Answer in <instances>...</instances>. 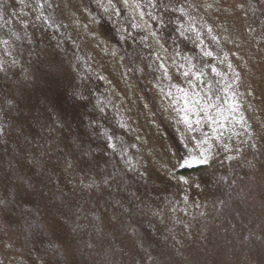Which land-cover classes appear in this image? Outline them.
Listing matches in <instances>:
<instances>
[{
    "label": "rangeland",
    "instance_id": "374dc122",
    "mask_svg": "<svg viewBox=\"0 0 264 264\" xmlns=\"http://www.w3.org/2000/svg\"><path fill=\"white\" fill-rule=\"evenodd\" d=\"M47 1L56 13V20L78 39L87 59L85 66L105 89L111 112L119 116L127 137L137 142V157L134 150L130 151L133 164L144 168L147 182L153 188L171 186L175 191L162 197L159 204L147 199L141 202L143 213H140V219L135 220L141 224L140 228L137 223L121 220L122 209L99 186V179L92 182L93 185L90 183L92 189L83 184L81 178L71 188L65 185L59 193L60 201L55 200V203L47 191H40L35 196L23 184L14 183V193L23 197L22 200L30 201L33 196L37 197L36 219L45 234L63 247L66 264H82L78 253L75 254L70 247L75 240L70 234V226L64 223V216L70 213L73 214L70 221L79 223L75 226L82 237L87 225L88 229L93 225L98 233L90 238L91 251L89 248L80 250L81 254L88 256L87 263L264 264V38L255 34L250 23L252 11L250 7H245V0H181L184 13L191 15L196 28L201 29L204 45L200 50H207L208 57L216 56L217 60L223 61L225 78L234 83L238 116L233 130L221 126L214 129L207 119L203 125L197 126L196 119L192 121L175 114L174 102H168L162 94L161 89L166 88L159 83L155 85L152 77L140 73L138 80L144 88L138 86L119 51L112 49L111 35L114 32L110 29L105 32L91 22L98 16L92 15L84 0ZM102 1L112 11L122 12V9H116L123 8L121 3L123 9L130 11H127L128 14L141 26L142 37L150 41L156 63L167 74H172L177 86L183 85L184 81L179 80L176 71L181 62H176L165 42L148 29L147 22L141 20L142 12L132 10L126 0ZM254 1L264 23V0ZM1 2L22 6L25 16L36 12L32 0ZM97 21L105 25L103 21ZM119 21L116 20L118 23L115 25L120 24ZM47 38L46 35H36L32 42L28 37L27 42L20 44L36 46V51L30 53L36 63L35 72L42 70L52 78H58L63 70L55 59V50L45 44ZM6 56L4 62L0 61V133L6 137L7 146L9 140L19 147L24 146L22 133L31 128L28 122L32 110L46 96L47 90L45 81L37 77L33 70L17 63L10 64ZM9 103L13 104L14 111L4 107ZM151 103L158 109V114ZM39 129L35 127L32 135L37 136ZM45 129L47 131L48 127L45 126ZM197 133L200 138L195 140ZM170 134L184 149L191 151L189 162L206 165L203 171L176 174L178 169H182V162ZM207 142L208 148H203ZM42 151L44 155L40 162L44 163L47 172L53 171L59 185H64L59 165L46 157L52 152L51 148ZM9 161L11 159L7 158L6 165ZM188 167L191 168V165ZM10 171L0 167L2 192L9 190L12 183ZM76 174L73 176L79 178L80 175ZM211 176L212 180H209ZM215 185L216 191L210 190ZM135 186L138 189L137 184ZM222 190L225 193L222 202H219ZM110 200L116 214L104 203ZM75 216L78 217L76 220ZM20 221V217L14 216L11 210H0V264H45L47 261L44 259L36 260L33 249L25 242L28 238L21 236L26 222L25 219ZM156 227L161 231L160 241L164 245L159 251L150 248L157 253L154 257L144 250L142 252L140 247L145 248V241L135 229L144 232ZM90 253L95 256L89 260Z\"/></svg>",
    "mask_w": 264,
    "mask_h": 264
},
{
    "label": "trees",
    "instance_id": "16d2710c",
    "mask_svg": "<svg viewBox=\"0 0 264 264\" xmlns=\"http://www.w3.org/2000/svg\"><path fill=\"white\" fill-rule=\"evenodd\" d=\"M32 1L36 12L26 16L22 6L0 3V61L4 62V57L7 55L6 58L10 64L17 63L19 66L23 65L24 68L33 70L37 77L45 81L44 87L47 90L46 96L39 100V104L32 110V116L30 115L32 120L29 118L28 122L31 128L21 135L24 136V146L16 147L9 140L7 146L6 137L0 133V152L2 153L0 167H3L6 172L11 170L12 176L9 190L4 192L0 190L2 192L0 193V210H11L14 216L20 217V222L25 219L26 229H22L21 236L23 239L28 238L25 242L33 249L36 260L44 259L47 261L45 264H66L63 247L45 234L38 218L36 219L34 211L39 202L35 196L40 191L50 193L51 200L55 203V200L61 197L59 193L65 185L71 188L77 179L81 178L83 179L81 182L91 188L90 183L98 182L99 179V186H102L108 197L117 202L122 209L121 220L125 223H137L140 228L141 224L135 220L140 219V213H143L142 203L147 199L152 202L155 200L159 204L162 197L175 191L171 186L165 188L166 190L160 187L153 188L147 182L144 168H140V165L136 163V165L133 164L130 151L134 150L135 153L137 142H134L132 137H127L119 116L111 112L105 89L100 86V81L96 77L90 75L88 66H85L87 59L83 55L78 39L56 20V13L52 11L47 0ZM127 1L132 10L142 12L141 20L147 22L148 29L155 37L165 42L173 59L181 62L177 65L176 71L179 80L184 81L183 85L177 86L172 74H167L163 67L156 63L150 41L143 38L141 26L138 20L128 14L129 10H123L122 14H119L117 11L110 10L102 0H84L92 15L98 16L96 19L92 18L91 22L97 27L100 26V29L105 32L107 29L114 32V35H111L112 49L119 51L136 84L144 88L138 80L140 73L152 77L155 85L159 83L166 88L161 89L164 92L162 94L168 102L170 100L174 102L175 114L192 121L196 119L197 126L201 123L203 125L207 119L213 124L214 129L218 126L235 129L238 101L235 98L234 83L225 78L223 61L217 60L216 56L208 57L207 50L203 52L200 50L204 45V39L201 38L199 31L201 29L196 28L191 15L184 13L181 0ZM244 4L252 11L250 23L255 34L264 38V23L261 21L257 3L254 0H245ZM119 19L120 24L115 25L118 23L116 20ZM97 20L103 21L105 25L98 23ZM112 26L115 28L113 29ZM36 35L48 37L45 44L57 53L55 59L63 70L62 76L52 78L42 70L35 72L36 63L30 53L32 50L36 51V46L28 45L27 47L26 44L20 43L26 41L28 37L32 42ZM151 105L155 108L154 104L151 103ZM4 107L15 110L10 103ZM155 111L158 114L157 108ZM33 119L36 122H33ZM45 126L48 127L47 131ZM35 127H40L37 136L32 135ZM40 131L42 133L39 135ZM197 138H200L198 133L194 139ZM170 139L182 162V169H178L176 174L204 170L206 167L204 163L189 162L192 154L188 148L184 149L171 134ZM208 145V142L205 143L203 148H208ZM47 147H50L52 152L46 157L50 158L52 163L54 161L59 165L58 170L63 173H60V178L64 185H59L53 171L47 172L44 163L40 162L41 156L44 155L42 150ZM2 158L5 159L4 162ZM7 158L11 159L8 165L5 163ZM190 165L191 168L188 167ZM76 173L80 175L79 178L73 176ZM209 180H212V176ZM14 183L23 184L25 189L35 194L33 197L36 200L34 198L30 201L22 200L23 197L20 198L16 192L14 193ZM136 184L138 189H135ZM214 187L210 190L216 191L217 186ZM223 190L219 202H222V196L225 193ZM94 191H96L95 188ZM54 197L56 199L53 200ZM104 203L116 214L111 207V200ZM56 207L60 208L58 205ZM72 216V213L64 216V223L70 226V234L75 238L70 247L75 254L78 253L82 264H92V262L87 263L88 256L81 254L80 250L89 248L91 251L93 246L90 244V238L98 233L93 225L89 229L87 225L82 237V234L76 230L77 222L70 221ZM77 218L75 216L74 220ZM157 228L147 229L148 231L144 232L141 229H135L136 234L139 237L142 235V240L145 241V248L140 247L142 252L144 250L154 257H157V253L152 252L150 248L154 247L156 251H159L164 245L160 241L161 231ZM91 253L89 260L95 256Z\"/></svg>",
    "mask_w": 264,
    "mask_h": 264
},
{
    "label": "flooded vegetation",
    "instance_id": "af4514ba",
    "mask_svg": "<svg viewBox=\"0 0 264 264\" xmlns=\"http://www.w3.org/2000/svg\"><path fill=\"white\" fill-rule=\"evenodd\" d=\"M121 6L124 8V6H123V4H122V3H121ZM123 8L117 7V9H118V10L122 9V11H123V10H125V9H123ZM117 12H119V14H122V12H121V11H117ZM100 22H101V21H100ZM101 23H102V22H101Z\"/></svg>",
    "mask_w": 264,
    "mask_h": 264
}]
</instances>
